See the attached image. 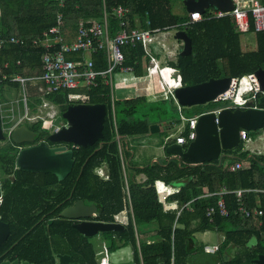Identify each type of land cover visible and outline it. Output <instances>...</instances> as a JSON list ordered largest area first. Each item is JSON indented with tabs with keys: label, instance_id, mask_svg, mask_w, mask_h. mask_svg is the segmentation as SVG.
Here are the masks:
<instances>
[{
	"label": "trees",
	"instance_id": "obj_1",
	"mask_svg": "<svg viewBox=\"0 0 264 264\" xmlns=\"http://www.w3.org/2000/svg\"><path fill=\"white\" fill-rule=\"evenodd\" d=\"M261 2L264 3V0ZM118 5L129 10L128 27H135L138 23L141 28L163 31L188 19V14L173 12L171 0H65L62 7L57 0H0V33L30 40L54 25L57 13L61 12V34L65 41L70 42L75 39L79 21L101 20L104 6L108 12L110 34L114 35L119 26L113 8ZM147 20L150 22L148 25ZM178 29L184 30L190 38L191 52L184 56L176 54L169 64L180 69L183 85L200 83L209 78L242 76L257 68H264V30L255 32L256 49L243 51L239 41L240 32L229 15L204 18ZM252 30L253 23L250 21L249 31ZM41 52V46L7 44L0 48V65L9 61L5 72L39 74ZM123 54V65L132 66L139 75L145 56L142 46H124ZM70 57L76 59L75 55ZM90 57L96 69L106 67L103 51L92 53ZM17 59H20V64H15ZM10 88L16 91L17 84L8 80L0 82V101L8 97ZM27 88L31 111L35 112L42 102L41 94L52 101L59 112L69 104V90L45 93L40 90L43 88L41 82H29ZM108 92L109 87L98 78L97 85L87 91L88 102L109 106ZM261 96H257L256 103L264 109V97L260 100ZM145 100L143 96L117 100L115 124L108 110L100 140L87 147L70 144L74 163L71 172L62 180L52 173L17 169L15 156L18 148L12 140L11 144L0 147V217L10 229L7 239L0 245V254L6 252L0 255V261L19 259L29 264H57L55 254L59 252L69 254L72 262L99 264L95 246L89 237L73 228L69 219L59 216L64 207L81 200L96 206L94 220L110 222L114 214L129 210L128 222L123 230L102 232L107 251L126 246L132 248L133 261L127 264H189L193 255L204 252V245L196 241L194 234L207 230L223 234L220 250L216 252L220 264H255L252 259L257 254H264V154L242 150L240 141L234 150L228 152L235 154L231 163L247 160L248 164L234 171L222 167L218 160L193 164L187 159L181 163L171 159L166 164L133 167L123 160V154H130L123 147L124 139L148 131L146 114L140 110ZM157 102L168 103L170 117L180 122V113L173 100ZM220 105L209 102L206 108L197 113ZM28 126L36 133L35 139L21 146L37 143L45 137L41 121ZM248 132L252 135L264 133V122L260 129ZM186 133L187 129L182 135ZM102 165L108 172L105 180L96 173V168ZM140 173L145 175L142 181L136 179ZM155 180L169 185L181 182L179 190L170 194L167 201H175L178 207L190 201V208L181 211L178 216L175 210H164L157 197ZM126 184L129 198L124 191ZM220 188L228 191L223 195L225 215L220 214L217 207L218 196L215 192ZM236 189L248 190L243 191L238 200L233 192ZM204 191H207L205 196ZM241 204L250 211L258 208L262 213L246 217L239 210ZM209 208H213V211L207 216ZM144 224L155 225V239L150 242L141 241L139 237V227ZM251 239H256V243L247 245ZM220 251H225L227 255L223 257Z\"/></svg>",
	"mask_w": 264,
	"mask_h": 264
},
{
	"label": "built area",
	"instance_id": "obj_2",
	"mask_svg": "<svg viewBox=\"0 0 264 264\" xmlns=\"http://www.w3.org/2000/svg\"><path fill=\"white\" fill-rule=\"evenodd\" d=\"M59 6H63L65 0H57ZM233 8L229 11H222L215 8H206L204 13L198 10L189 12L188 19L181 23L174 24L172 28L179 30L178 27H186L189 24L200 21L204 18H216L222 16H231L234 20L236 28L240 31H246L250 27V20L253 23L255 31L264 30V3L261 0H232ZM127 7L118 5L113 8V14L118 19V31L110 34L107 15L103 7L102 21H86L81 19L78 23L77 33L73 41L67 42L61 34V26L63 24L62 13L56 15V22L41 34L32 37L30 40L20 38L14 35H4L0 33V48L7 44H18L20 46H41L42 52L40 56L41 72L39 74L22 75L20 73L5 72L9 67V61H4L0 65V82L8 80L17 84L18 94L15 97L3 99L0 101V124L1 130L5 137L10 138L11 132L16 126L25 122L34 123L41 121V129L49 133L58 131L66 126V121L62 118L61 113H58L53 105L47 100L38 105L44 109L43 114H35L30 110L29 96L27 83L41 82L42 90L45 93L56 92L58 90H69L67 101L70 103H86L89 95L87 93L90 88L97 85L98 78H101L103 83L109 87L107 94L112 111V119L115 124L114 106L115 97L113 91V75L116 71L130 72L131 66L123 65L124 46H135L140 44L143 50L149 54V45L156 39L157 29L141 28L138 26L128 27ZM150 22L146 21V25ZM97 51H103L106 59V67L104 69H96L90 55ZM70 55H75L76 59H71ZM87 56V57H86ZM151 66L147 68L149 74L157 73L159 76V86L163 88V97H173V90L182 85V74L178 67L165 65L160 66L156 59L150 56ZM15 64H20V59L15 61ZM264 95V90H260L257 78L253 72L242 76H231L228 88L219 93L212 102H222V106L213 109L217 112L224 107L227 108H243L244 104L251 100H256L257 96ZM37 107V109H38ZM41 111V110H40ZM217 122V118H215ZM196 117L188 118V130L186 135L179 134L176 136V142L183 144L195 137L194 126ZM247 133L245 130H240V139H246ZM118 140V137H117ZM241 161L230 163L229 170H236L242 167ZM97 173L103 179L108 178L106 167H99ZM155 189L158 200L169 208L165 202V198L171 193L172 189L161 180H155ZM248 189H236L233 192L238 197V200L243 191ZM228 191L225 188H220L216 193L218 196L217 207L220 214L225 215V203L223 195ZM128 195V190H127ZM177 216L187 207V203L182 204L179 208L175 205ZM240 212L249 217L251 214L260 215L262 211L258 208L250 211L242 204L239 206ZM213 208L206 211L209 216ZM128 218L120 213L113 215L112 222L126 224ZM104 248V252H106ZM212 251V248L207 249ZM100 264H107L102 258Z\"/></svg>",
	"mask_w": 264,
	"mask_h": 264
},
{
	"label": "water",
	"instance_id": "obj_3",
	"mask_svg": "<svg viewBox=\"0 0 264 264\" xmlns=\"http://www.w3.org/2000/svg\"><path fill=\"white\" fill-rule=\"evenodd\" d=\"M185 10L189 13L198 10L204 13L209 6L229 11L233 8L232 0H180ZM174 38L181 41L179 54L184 56L191 52V41L184 30H176ZM260 90H264V68L254 71ZM230 76L209 78L206 81L182 85L173 90V95L180 106L201 105L212 102L213 99L228 88ZM263 99L261 96L260 100ZM214 109V108H213ZM213 109L201 112L196 116L194 126L195 137L186 145L171 142L165 147V152L172 159L189 160L193 163H203L210 160H219L222 156H229L228 152L235 149L240 143V130L255 131L260 129L264 122V109L256 107L251 100L243 108H221L217 114ZM106 107L104 103H73L68 104L61 112L66 126L58 131L47 134L37 143L19 146L15 156V167L21 171L52 173L58 180H62L72 169L75 146L87 147L103 137ZM217 118V122H215ZM158 129L156 124H150L151 132ZM36 133L27 125L16 126L10 135V140L20 145L24 142H33ZM5 135L1 130L0 140ZM0 178V203H1ZM97 215L95 205L85 204L78 200L64 207L59 216L67 219L83 218L82 221L72 226L85 236H93L104 231L123 230L124 225L117 222H105L92 219ZM88 218V219H87ZM49 223L52 220H48ZM9 234V225L0 217V244ZM55 258L58 264H79L70 261L69 254L57 253ZM219 258L212 251L205 250L193 255L189 264H217ZM255 264H264V254H259L254 259ZM0 264H28L26 260L4 259Z\"/></svg>",
	"mask_w": 264,
	"mask_h": 264
},
{
	"label": "crops",
	"instance_id": "obj_4",
	"mask_svg": "<svg viewBox=\"0 0 264 264\" xmlns=\"http://www.w3.org/2000/svg\"><path fill=\"white\" fill-rule=\"evenodd\" d=\"M209 7L213 8L211 6H209ZM172 10L174 13H177L180 15L181 14H189L186 10H185L186 11L185 13L184 12L182 13L179 9H173L172 8ZM102 19H103V14H102L101 20H96V21L101 22ZM92 21H95V20H92ZM107 22H108V15H107ZM135 26L139 27L138 23H136ZM249 29H250V27H249ZM249 29L246 31H240L237 29L240 32L239 41H240L241 49L243 51H253L257 47V44H256V47L252 48V37L250 36L251 33L254 34V36H255V32H257V31H255L254 29L252 31H249ZM168 30L159 31L157 33L156 39H154V41L149 45V54L143 50L145 56L142 58V61H141V71L142 72L139 75H137L134 72L133 68H132V71H130V72L116 71L113 75V79H114V76L117 77L116 86H117V89L120 92H122V95H123V97L120 99H125V98L128 99V98H135V97L143 96L146 99L145 102H152L153 103L152 106L149 105L150 106L149 109L152 110V112L154 111L155 115H157V116L153 115L154 117H152L151 113H150L151 111L149 113L148 112L145 113L146 114L145 119H147V121H148V131L145 134L136 135V136H128L124 139L123 147L130 154L129 155L123 154V160L125 163H127L133 167L143 168V167L150 165V164H153V163L166 164L172 158H171L170 154L165 152V147L171 142H176V140H175L176 136H178L179 134H182V132H184L185 129L188 130V118L196 117L198 114L201 113L200 112V113H197L195 115L189 116V115L183 113V111L180 108V105L177 103V100L175 97L173 98L171 96L169 98H164L162 95H159L158 92L156 91V89L154 88L155 83H154V79L152 77L157 73L149 74L147 71V68L151 66L150 56L154 57L160 66H165V65H170L169 61L173 60L176 57V54L179 53L180 48H181V41L176 39V42H169ZM179 30H181V29H179ZM175 31H176V29H175ZM245 47L249 48V49H246ZM170 66H172V65H170ZM253 73H254V71H253ZM157 79H158V84H159V76ZM40 90L42 92H44L42 89H40ZM11 91H14V90L12 88H10L8 90V97L7 98L15 97V96L10 95ZM28 96H29V93H28ZM43 99L50 102L53 105V107L56 109V111L58 113H61V112H59L57 106L52 101L46 99L41 94V100L43 101ZM162 99L163 100L171 99V100H173V102L175 101L176 104H178V108L176 107V109H177V112L180 113V117H181L179 123L176 122V119H172L170 117V115L167 113V111L165 109V107H166L165 105H164L165 107H163V106H161V104H159L157 102L158 100H162ZM115 102H116V100H115ZM217 103H220L221 104L220 106L223 105L222 102H217ZM69 104H73V103L69 102ZM38 105H37V107H38ZM255 106L258 107L256 100H255ZM105 107H106V113L109 110L111 112V115H112L110 103H109V106L105 105ZM36 111H37V109H36ZM31 112L35 113L34 111H31ZM141 112L144 113L143 109L141 110ZM187 116H189V117H187ZM114 117H115V106H114ZM28 123H30V122H28ZM24 124L28 126L27 123H24ZM150 124H156L158 126V129L154 128V131L151 132L149 130ZM157 133H159V137L157 136ZM246 133H247V131H246ZM46 135H47V133L45 134V136ZM263 135H264V133H260V135H259L260 139H264ZM117 137H118V135L116 136V138ZM247 138H248V134L246 136V139ZM117 141H118L119 149H120L121 143L119 141V137H118ZM240 141H241V139H240ZM187 142L188 141L184 142L183 145H186ZM228 154H229V156H222L218 160V164H221L222 167L228 168V165L231 163L232 158L235 157V154H233V153H228ZM258 154H264V153H258ZM182 160L183 159L176 160V161L178 163H181ZM241 162H242L243 166L248 164L247 160H243ZM193 164H198V163H193ZM100 167H105V166L102 165ZM98 168H96V173H97ZM97 175H98V173H97ZM100 178L103 179L102 177H100ZM136 179L139 181H142L145 179V175L143 173H140L139 175L136 176ZM167 185L172 189L171 193H169V195H170V194L177 192L179 190V188L181 186V182H176V183H174V185H169V184H167ZM127 190H128V187L126 184L124 191L126 193L127 198H129V191H128V195H127ZM262 191H264V189H262ZM206 194H207V191H204L203 196H205ZM167 197L165 198V202L169 205V208L164 207V210H174L175 208L173 207V205L178 207V205L175 201H167ZM185 203H187V207L184 210H188L190 208L191 203H190V201L185 202ZM185 203H183V204H185ZM184 210H182V211H184ZM128 211L129 210L124 209L121 211V214L126 215L128 218V216H129ZM175 211H176V209H175ZM118 213H120V212H118ZM176 216H177V214H176ZM110 222H112V221H110ZM127 222H128V220H127ZM127 222H126V224H127ZM126 224H122V225L125 226ZM154 227H155V225H153V224H144V225H141L139 227V237H140L141 241L150 242L153 239H155V237L153 236ZM99 234H101V235L97 238V240L95 241V245H94L95 250H96V256L101 257V259L98 260V262L102 261V258L105 259L107 264H127V263H130L133 261V250L130 246L120 247V248L116 249L115 251L104 252V248H106L105 242L103 240L102 232ZM218 244H220V243L213 244L211 247L204 246V251L207 249H210V248H214L215 245H218ZM56 262H57V260H56ZM99 264H100V262H99Z\"/></svg>",
	"mask_w": 264,
	"mask_h": 264
},
{
	"label": "rangeland",
	"instance_id": "obj_5",
	"mask_svg": "<svg viewBox=\"0 0 264 264\" xmlns=\"http://www.w3.org/2000/svg\"><path fill=\"white\" fill-rule=\"evenodd\" d=\"M171 7L173 9H179L182 13L186 12L185 11V8H184V5L182 4L181 1L179 0H171ZM169 32V36H168V40L169 42H176V39L174 38V33H175V29L174 28H171L168 30ZM250 36L252 37V48L256 47V39H255V36L254 34H250ZM246 48V47H245ZM246 49H249V48H246ZM157 76V77H156ZM153 79H154V85H155V89L156 91L158 92L159 95H163V88H161L158 84V75L155 74L154 76H152ZM116 79L117 77L114 76V79H113V91H114V97H115V100H119L120 98L123 97L122 95V92H120L118 89H117V86H116ZM18 94V91H11L10 92V95L11 96H17ZM209 103V102H208ZM208 103H205V104H201V105H193V106H180V108L182 109L183 113L185 114H188L190 112H198L199 110L201 109H204L207 107ZM161 106L165 107L166 111L168 114H170V110L167 109L168 108V103H160ZM149 105H153L152 102H145V105L143 106H139L140 107V110L143 109L144 113H151V116L154 117L153 115H155V112L152 110H150V106ZM165 105V106H164ZM173 105L176 106L178 108V104H176V102L174 101L173 102ZM41 110V111H40ZM45 111L44 109H42L41 107H38L37 111L35 112V114H43ZM157 116V115H155ZM27 124L30 125V123L28 122H25ZM44 130V129H43ZM48 131L44 130V133L46 134ZM260 133H257V135H252L250 132H248V138L245 140H241L242 141V150H248L250 153H264V139H260ZM157 136L159 137V133H157ZM264 137V135H263ZM8 144H11L10 142V139H8V137H5L4 140H0V147L1 146H5V145H8ZM262 149V150H261ZM175 210V209H174ZM101 234L98 233V235H93V236H89V239L90 241L95 245V241L97 240V238L100 236ZM195 236V239L198 243L206 246V247H211L213 244H216V243H221L222 239H223V234L221 232H217V231H214V230H207V231H203V232H196L194 234ZM96 259L97 260H100L101 257L100 256H96ZM100 262V261H99Z\"/></svg>",
	"mask_w": 264,
	"mask_h": 264
},
{
	"label": "flooded vegetation",
	"instance_id": "obj_6",
	"mask_svg": "<svg viewBox=\"0 0 264 264\" xmlns=\"http://www.w3.org/2000/svg\"><path fill=\"white\" fill-rule=\"evenodd\" d=\"M19 146H21V145H16L17 148H18ZM70 172H71V171H70ZM82 219H83V218L69 219V220H70V223H71V225H72V224H75V223H78V222L82 221ZM87 219H88V218H87ZM72 227H73V226H72ZM73 228H74V227H73ZM9 231H10V229H9ZM7 237H8V236H7ZM6 239H7V238H6ZM6 239H5V240H6ZM5 240H4V241H5ZM4 241H3V242H4ZM253 241H254V242H253ZM3 242H2V243H3ZM2 243H1V244H2ZM255 243H256V239H255V240H254V239H251L250 242H247V245H253V244H255ZM1 244H0V245H1ZM219 250H220V244L215 245V247L212 248V252H213L214 254H216V255H217L216 252L219 251ZM58 253H59V252H58ZM4 254H6V252H2L0 255H4ZM56 254H57V253H56ZM62 254H66V253H62ZM220 254H221L223 257L227 255V254H225V251H220ZM258 255H259V254H257V256H258ZM257 256H256V257H257ZM256 257H255V258H256ZM255 258L252 259L253 262H254V259H255ZM217 264H220V260H218Z\"/></svg>",
	"mask_w": 264,
	"mask_h": 264
}]
</instances>
